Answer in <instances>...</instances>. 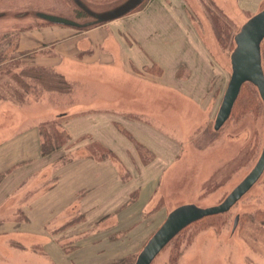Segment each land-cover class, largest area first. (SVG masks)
Listing matches in <instances>:
<instances>
[{"label":"rangeland","instance_id":"rangeland-1","mask_svg":"<svg viewBox=\"0 0 264 264\" xmlns=\"http://www.w3.org/2000/svg\"><path fill=\"white\" fill-rule=\"evenodd\" d=\"M83 1L103 11L125 0ZM152 1L72 28L93 32L77 59L60 62L55 49L19 50L27 33L69 28L36 13L89 16L72 0H0V264H135L172 210L220 204L257 165L260 96L219 131L214 123L234 37L264 0H158L144 26L157 41L140 46L131 26ZM152 264H264V173Z\"/></svg>","mask_w":264,"mask_h":264},{"label":"water","instance_id":"water-1","mask_svg":"<svg viewBox=\"0 0 264 264\" xmlns=\"http://www.w3.org/2000/svg\"><path fill=\"white\" fill-rule=\"evenodd\" d=\"M86 13L91 21L77 22L67 17L37 12L36 15L48 23L69 26L75 29H87L123 17L137 8L145 0H125L103 11H94L83 0H72ZM235 48L231 54L232 74L227 85L222 103L218 110L214 129L219 131L229 120L243 86L253 84L264 103V68L261 46L264 41V9L253 15L243 24L234 37ZM264 173V150L252 172L236 186L220 204L200 207L195 204H183L172 210L162 226L147 241L139 253L135 264H152L163 249L189 225L209 216L230 211L250 191ZM239 216L235 218L237 227Z\"/></svg>","mask_w":264,"mask_h":264},{"label":"crops","instance_id":"crops-1","mask_svg":"<svg viewBox=\"0 0 264 264\" xmlns=\"http://www.w3.org/2000/svg\"><path fill=\"white\" fill-rule=\"evenodd\" d=\"M152 4L155 5V7L152 8V12L150 14H147V11L150 7L147 8L148 6H146L141 10L140 14H138L139 16H137V19L133 20L134 22L133 25L131 26V30H132L131 32L133 36L134 33L137 34L138 36L135 42L140 43L139 44L140 46H145L147 45V43H149L153 47L155 46V43L157 41L156 39L148 41L146 35L144 34L145 23L150 21V19L147 20L145 19V17L155 19L159 16L158 9L160 7L156 6L157 4L159 5L158 0H153ZM43 30L44 31H42L41 33L37 31L36 32L33 31L27 33L28 35L27 37H22L21 40L19 41V50L21 52L27 51V52L44 53L45 51L48 52L55 49V51L59 55L58 60L60 62H67V60L77 59V57L80 55L81 51L83 50L81 49V44L83 47L87 39V38L85 39V37L91 35V33L93 32L92 30H87L79 33L70 27L66 29L58 26L49 27ZM116 41L118 42L119 40ZM120 41L122 42L121 39ZM110 57H113L114 60H116L113 55H111ZM123 73L129 76L132 75L131 73L129 74L128 71H124ZM116 120L117 119H114V121L113 119L112 120L108 119V121H106V124L108 126H114L116 124L115 123ZM95 121H92L93 125H95L94 123L96 124L102 123V125L104 124V121L102 122H99V120L98 122ZM118 122H120V120H118ZM44 255L46 256L47 254Z\"/></svg>","mask_w":264,"mask_h":264},{"label":"trees","instance_id":"trees-1","mask_svg":"<svg viewBox=\"0 0 264 264\" xmlns=\"http://www.w3.org/2000/svg\"><path fill=\"white\" fill-rule=\"evenodd\" d=\"M261 53H262V63H263V68H264V41H263L262 46H261ZM49 79H57V75L55 74V76H49ZM257 91H258L257 88L253 84H251V83L245 84L243 86L241 92H240V95H239L236 103H235V106H234V109H233V112L231 113V115H233L236 111H238V109L243 110V109H245V107H247V105L253 104L256 99H260L259 98L260 95L257 94ZM114 264H118V263H114ZM119 264H121V263H119Z\"/></svg>","mask_w":264,"mask_h":264},{"label":"flooded vegetation","instance_id":"flooded-vegetation-1","mask_svg":"<svg viewBox=\"0 0 264 264\" xmlns=\"http://www.w3.org/2000/svg\"><path fill=\"white\" fill-rule=\"evenodd\" d=\"M80 10H81V9H80ZM81 11H82V10H81ZM85 14H86V13H85ZM89 18H90V17H89ZM90 19L92 20V18H90ZM90 19H89V21H91ZM73 20H75V19H73ZM75 21H76V20H75ZM78 22H79V21H78Z\"/></svg>","mask_w":264,"mask_h":264}]
</instances>
